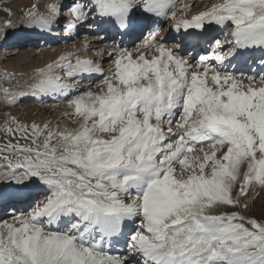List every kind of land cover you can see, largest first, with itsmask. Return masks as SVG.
I'll list each match as a JSON object with an SVG mask.
<instances>
[{"label":"snow or ice","instance_id":"obj_1","mask_svg":"<svg viewBox=\"0 0 264 264\" xmlns=\"http://www.w3.org/2000/svg\"><path fill=\"white\" fill-rule=\"evenodd\" d=\"M37 7L23 27L50 33L67 10L64 31L103 25L133 47L113 40L107 74L103 51L101 63L61 56L36 70L31 95L79 93L67 101L78 126L5 122L0 209L13 213L0 226V264H264V221L213 214L248 208L233 198L237 185L245 197L253 184L264 188V55L252 61L258 82L225 68L264 53V0H221L194 15L182 4V18L176 0H60L47 15ZM152 17H168L178 38L161 35ZM13 27L0 25V40ZM193 44L212 47L195 68L181 54ZM96 74L99 90L81 91L79 80ZM0 92L9 105L29 95ZM122 241L124 254L105 251Z\"/></svg>","mask_w":264,"mask_h":264},{"label":"rangeland","instance_id":"obj_2","mask_svg":"<svg viewBox=\"0 0 264 264\" xmlns=\"http://www.w3.org/2000/svg\"><path fill=\"white\" fill-rule=\"evenodd\" d=\"M35 1L36 0H0V25H3L6 21H12L14 24L13 28L8 29V36H12L8 37V40L13 38V34L14 36L17 35L15 32L18 29L23 28L21 21L24 17V13L31 10V6ZM37 1L40 3H38V9H36V11L40 14H48L47 6L53 0ZM0 35H3L2 28H0ZM4 41L6 40H0V47ZM13 46L16 45L12 43L8 50L3 49V52L0 51V89L8 88L12 92L27 91V88H30L29 86L38 80L36 70L42 69L43 65L48 63L38 61L37 52L33 50L32 47L30 48L23 44L19 49L15 48L10 52ZM108 61L109 59L103 61L105 68ZM246 70L247 72L250 71L249 68H246ZM102 80L103 78L94 83V87L91 86L90 90L97 92L102 86V82H100ZM3 95V92H0V141L7 139V137L4 136L5 122L12 117H15L24 124H32L34 122L38 125H43L48 123L52 128H56L57 126L60 128H75L78 126L75 118L72 120L69 119L68 113H71L73 109L68 107L67 101L61 103H39L37 101H21L20 99L15 105H9L3 101ZM20 143L24 144L26 141L20 140ZM0 147H3L2 143H0ZM205 149L207 150V146H205ZM219 155H221V152L217 153L218 157ZM2 163L3 160L0 159L1 168H3L1 165ZM244 170H246V164L242 168V171ZM206 171L209 170L206 169ZM237 193L238 190L235 188L232 193L233 198L239 199L241 202L246 200L248 203L247 209L225 205L221 206L218 210H214L213 214H218L220 211H239L241 215L255 218L258 221H264V188L253 184L249 190L248 196H238ZM3 222H0V224ZM7 223H12V219L7 218Z\"/></svg>","mask_w":264,"mask_h":264},{"label":"bare ground","instance_id":"obj_3","mask_svg":"<svg viewBox=\"0 0 264 264\" xmlns=\"http://www.w3.org/2000/svg\"><path fill=\"white\" fill-rule=\"evenodd\" d=\"M212 2H213V0H176L177 10H178L177 15L181 14L180 10H181L182 4L190 5V7L183 9V12L185 14V13H187V11H190V10H192V12H194L195 10L196 11H199L200 9L202 10L205 7H207L208 5H210ZM41 15H47V14H41ZM168 26H169V24L163 25V27L161 28L162 29V31L160 33L161 35H165L166 29H168ZM94 28H95L94 26L84 25V26H82V27H80L74 31V32H77L76 36H74L72 33L63 32L61 30H53L52 32H53L54 37L52 39L49 38L48 40H46L44 42L39 41V42L35 43V45H34V47H32V49L37 52V55H38L37 60L38 61L48 63V64L43 65V68H45L47 65L52 64L53 62L57 61L59 59V57H61V56H66L69 59H73V58L79 56L80 53L84 50H85L86 54H88L90 57H92V55H95L93 60L97 61V63H100L99 62L101 59L100 53L102 51V48L105 49L103 51V61L108 60L109 58H108L107 53L112 51V44L110 43V39L103 38V37L99 36L98 34H96ZM20 30H21V28L18 29L15 33L18 35L20 34V35L30 36V35L36 34L35 31H37L38 29L34 30V32H31V30L29 28L23 27V30H21V31ZM46 35L48 37H52V34H46ZM17 36H16V38H17ZM169 37L171 38L174 36H169ZM142 41H144V39ZM33 44H34V42H33ZM137 45H139V43ZM130 47H133V46H130ZM168 47L176 48L177 45L173 44L171 39H170L169 43H168ZM88 50H89V52H88ZM204 54H206V53L202 52V55H204ZM183 56L185 59L188 58L190 60V62H192V59L194 57V55H192V52L183 53ZM197 61L198 60H196V61H194V63H192L193 68H195ZM112 67H113L112 61L109 60L106 64V68H105L106 72L105 73L107 74ZM257 67H258V64H256L253 67H250L251 68L250 71L247 72L248 69L246 70V67L240 68V69H233V67L230 68V65L228 63L225 64V68L229 72L235 71L237 73V79H244V77H242L240 75L241 72H243L245 74V76L253 75L254 73H256V72H254V70L256 71ZM259 73L261 74V72H257L255 74L257 77V82H258L259 76H260ZM102 81H100V82H102ZM245 83H247L246 80H245ZM90 85H91L90 83H81L79 81L80 88L86 87L87 89H91L90 87L91 86L94 87L95 84H93L91 86ZM71 96H68V97H71ZM68 97L59 96L58 98L60 100H66ZM7 213L8 214L13 213V210L9 208V212H7ZM4 223L5 222L1 223L0 226H2ZM124 253H125V249L123 252H117V251L116 252H109V254H111L113 256L122 255Z\"/></svg>","mask_w":264,"mask_h":264}]
</instances>
